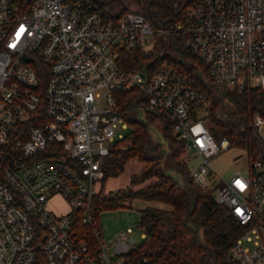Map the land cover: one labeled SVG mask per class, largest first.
Here are the masks:
<instances>
[{
    "label": "built area",
    "instance_id": "obj_1",
    "mask_svg": "<svg viewBox=\"0 0 264 264\" xmlns=\"http://www.w3.org/2000/svg\"><path fill=\"white\" fill-rule=\"evenodd\" d=\"M103 1L0 0V264H125L134 230L106 245L95 200L129 128L116 94L133 88L148 114L172 122L194 184L244 227L226 258L264 264V161L217 179L209 162L233 146L209 129L214 101L180 65H155L158 47L175 55L172 35L180 36L211 86L260 104L251 125L264 139V0H192L184 22L171 25L132 10L108 18L102 9L117 0ZM123 50L140 51L148 65L125 70ZM55 196L69 212L50 209Z\"/></svg>",
    "mask_w": 264,
    "mask_h": 264
},
{
    "label": "trees",
    "instance_id": "obj_2",
    "mask_svg": "<svg viewBox=\"0 0 264 264\" xmlns=\"http://www.w3.org/2000/svg\"><path fill=\"white\" fill-rule=\"evenodd\" d=\"M191 1L179 0L178 7L174 6V0H141V3L150 10L153 18H160L166 25H171L184 22L186 8ZM112 10L102 9V12L112 19L130 10L149 16L139 5L137 10L126 8L115 14L110 13ZM172 37L177 56L161 54L158 47L155 65L162 61L180 65L196 87L214 101L209 125L214 137L217 140L224 137L230 139L233 147L246 152L249 162L264 161V139L256 134L251 125L252 116L260 104L247 93L211 86L198 59L182 49L180 36ZM146 59L138 50L120 51L117 58L118 63L129 72L148 65ZM39 70L42 87L47 70L41 65ZM116 97L120 112L129 125L121 143L128 144L125 149H114L106 160L103 184L111 177H118L131 159H138L144 168L139 175L131 178L129 186L123 190L106 194L102 187L95 200L99 221L103 211L116 209L133 199L164 204L163 207H146L142 211L139 227L145 237L141 244L126 254L125 264H236L229 261L226 254L244 227L227 207L215 201L213 190H204L194 184L185 163L180 160L184 145L174 135L172 122L166 115L156 119L148 114L146 99L137 89L120 91ZM156 120L162 123V134L170 148L168 153L152 135L151 125ZM171 171H176L182 178ZM75 225L78 226V223Z\"/></svg>",
    "mask_w": 264,
    "mask_h": 264
},
{
    "label": "rangeland",
    "instance_id": "obj_3",
    "mask_svg": "<svg viewBox=\"0 0 264 264\" xmlns=\"http://www.w3.org/2000/svg\"><path fill=\"white\" fill-rule=\"evenodd\" d=\"M112 12L110 13H120L122 10L133 9L137 10L138 5L133 0H117L116 4H112ZM116 7V8H115ZM167 51V50H166ZM177 56L176 54L174 55ZM137 89V88H133ZM132 89V90H133ZM138 90V89H137ZM140 92V91H139ZM141 93V92H140ZM145 98V96H144ZM146 104V103H145ZM144 105V104H143ZM146 110V109H145ZM145 116L141 112V116ZM210 125V122H209ZM151 132L156 142H159L163 145L166 153L170 151L169 145L163 137L162 134V123L159 120H156L151 125ZM128 143H121L117 150H122L127 147ZM182 155L180 156L181 160ZM182 161V160H181ZM183 162V161H182ZM194 160L193 163H195ZM184 163V162H183ZM210 168L212 172L215 173L217 179H229L235 172L241 171L246 174L248 166L250 164L247 154L243 149L232 147L228 151L223 152L213 158H211ZM142 162L137 159H131L125 165L124 171L118 176L117 181L108 179L105 182L106 192H115L118 191L116 186H124L126 181L129 180L131 172L140 171L142 167ZM178 178H182L181 175L176 173V171H171ZM115 187V188H114ZM120 190H123L120 189ZM50 209L56 214H65L70 211L67 202L61 196L53 197L49 202ZM154 206H164L163 203L159 202H145L140 199H133L130 202H124L120 207L113 210H105L100 215V223L103 231V241L106 245L112 243L115 236L127 228H132L134 232L132 233L137 244H141L143 241V230L139 227V221L142 214V211L146 207Z\"/></svg>",
    "mask_w": 264,
    "mask_h": 264
},
{
    "label": "crops",
    "instance_id": "obj_4",
    "mask_svg": "<svg viewBox=\"0 0 264 264\" xmlns=\"http://www.w3.org/2000/svg\"><path fill=\"white\" fill-rule=\"evenodd\" d=\"M134 159H136V158H134ZM138 160V159H137ZM143 164V163H142ZM143 168H144V164L142 165V167H141V169H140V171H135V172H131V175H130V177H129V180L128 181H126V184L124 185V186H116V188H117V190H120V189H125V188H127L128 186H129V184H130V180H131V178L133 177V176H136V175H139L140 173H141V171L143 170ZM118 178L119 177H111V178H109V179H112L113 181H117L118 180ZM115 188V187H114ZM103 191L107 194V193H109V192H111V191H109V192H106V190H105V183L103 184Z\"/></svg>",
    "mask_w": 264,
    "mask_h": 264
},
{
    "label": "water",
    "instance_id": "obj_5",
    "mask_svg": "<svg viewBox=\"0 0 264 264\" xmlns=\"http://www.w3.org/2000/svg\"><path fill=\"white\" fill-rule=\"evenodd\" d=\"M112 1H113V0H105V1H103L102 3H103V4H107V3H110V2H112ZM135 1L137 2V4H139V6H141V7L147 12V14H148L150 17L152 16L150 10H149L147 7L142 6L141 0H135Z\"/></svg>",
    "mask_w": 264,
    "mask_h": 264
}]
</instances>
